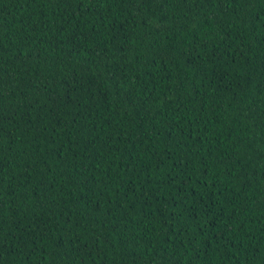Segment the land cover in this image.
Wrapping results in <instances>:
<instances>
[{"label": "trees", "instance_id": "trees-1", "mask_svg": "<svg viewBox=\"0 0 264 264\" xmlns=\"http://www.w3.org/2000/svg\"><path fill=\"white\" fill-rule=\"evenodd\" d=\"M0 264H264V0H0Z\"/></svg>", "mask_w": 264, "mask_h": 264}]
</instances>
